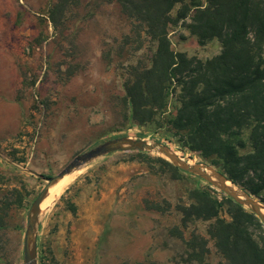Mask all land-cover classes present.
<instances>
[{
	"label": "rangeland",
	"instance_id": "1",
	"mask_svg": "<svg viewBox=\"0 0 264 264\" xmlns=\"http://www.w3.org/2000/svg\"><path fill=\"white\" fill-rule=\"evenodd\" d=\"M55 1L0 0V86H8L0 103L13 98L11 113L19 119L17 133L0 137V264H24L27 212L45 183L35 174L52 176L76 153L106 139L158 141L219 170L182 148L165 123L132 118L123 83L129 66L150 65L156 43L131 32L119 4L69 0L63 14L56 10L54 27L47 11ZM188 22L168 26L171 48L201 60L219 54L220 42L200 45ZM10 75L17 82L11 93ZM176 104L170 94L161 116L173 115ZM142 153L98 157L41 208L37 264H224L207 234L210 221H184L180 210L192 202L194 188L210 187L218 200L224 194L158 161V154ZM219 215L230 219L226 206Z\"/></svg>",
	"mask_w": 264,
	"mask_h": 264
},
{
	"label": "trees",
	"instance_id": "2",
	"mask_svg": "<svg viewBox=\"0 0 264 264\" xmlns=\"http://www.w3.org/2000/svg\"><path fill=\"white\" fill-rule=\"evenodd\" d=\"M68 1L56 0L47 11L54 27L56 10L63 14ZM115 2L132 33L140 38L142 32L156 43L150 65L129 66L123 83L132 118L158 127L165 123L182 148L196 152L264 203V0ZM186 17L200 45L213 38L220 42L219 54L201 60L171 48L168 26ZM170 94L177 104L166 119L161 114ZM156 159L178 170L162 157ZM208 188L190 191L192 202L180 209L183 220L210 221L207 234L224 264H264L259 219L227 196L218 200ZM223 206L229 220L219 215Z\"/></svg>",
	"mask_w": 264,
	"mask_h": 264
},
{
	"label": "water",
	"instance_id": "3",
	"mask_svg": "<svg viewBox=\"0 0 264 264\" xmlns=\"http://www.w3.org/2000/svg\"><path fill=\"white\" fill-rule=\"evenodd\" d=\"M134 151L156 153L178 169L202 178L242 208L253 213L264 228V203L258 197L248 193L221 171L205 163H195L187 160L164 143L131 136H119L106 139L86 150L76 153L52 176L34 173L37 177L43 179L45 183L33 199L27 212L22 249L24 264H37V228L39 214L41 211V203L47 196L50 187L65 175L87 166L98 157L112 152Z\"/></svg>",
	"mask_w": 264,
	"mask_h": 264
},
{
	"label": "crops",
	"instance_id": "4",
	"mask_svg": "<svg viewBox=\"0 0 264 264\" xmlns=\"http://www.w3.org/2000/svg\"><path fill=\"white\" fill-rule=\"evenodd\" d=\"M9 83L8 92L11 93L17 88V82H14V78L11 75L9 76ZM1 89H8V86L6 85L5 88L0 86V93ZM3 102V104L0 103V137L13 136L19 128V119L11 113L12 110H15L16 105L13 103V98H6Z\"/></svg>",
	"mask_w": 264,
	"mask_h": 264
},
{
	"label": "bare ground",
	"instance_id": "5",
	"mask_svg": "<svg viewBox=\"0 0 264 264\" xmlns=\"http://www.w3.org/2000/svg\"><path fill=\"white\" fill-rule=\"evenodd\" d=\"M176 152V151H175ZM177 153V152H176ZM178 154V153H177ZM179 155V154H178ZM82 168L76 169L71 173L65 175L63 178L54 183L48 190L47 196L41 203V208H46L53 203V201L64 191L70 182L77 176Z\"/></svg>",
	"mask_w": 264,
	"mask_h": 264
}]
</instances>
